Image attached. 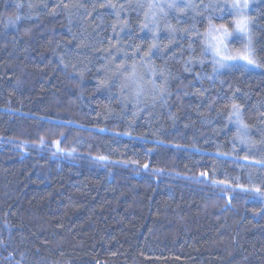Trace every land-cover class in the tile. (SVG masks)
<instances>
[{"label": "trees", "instance_id": "obj_1", "mask_svg": "<svg viewBox=\"0 0 264 264\" xmlns=\"http://www.w3.org/2000/svg\"><path fill=\"white\" fill-rule=\"evenodd\" d=\"M212 5L0 0V264H264V1L254 68Z\"/></svg>", "mask_w": 264, "mask_h": 264}, {"label": "rangeland", "instance_id": "obj_2", "mask_svg": "<svg viewBox=\"0 0 264 264\" xmlns=\"http://www.w3.org/2000/svg\"><path fill=\"white\" fill-rule=\"evenodd\" d=\"M264 0H248V8L243 10V15L247 16L251 23L248 26V34H242L237 32L236 28H235V24L233 27V30H229L228 31L231 33L230 36L223 38V48H227V52H225V55H237L238 53H241L245 50V48L248 45V36L250 35L251 38H253V23H252V19L250 16V11L254 8V6L257 3H260ZM151 3V7H149V11H148V18L147 20H151V15H156L155 12V8H158L160 11H171V9L177 10L178 8H180V6H186L185 8H190V6L192 5V0H150ZM210 3L213 4V8L215 9V14L216 15H222L225 12L230 13L233 15V20L234 22L239 19L241 13L237 12L235 9L231 8V5L234 3V0H210ZM175 4V7H169V5ZM220 29V27H216L211 25L206 32L203 34V41L205 43V54L208 55V57L211 58L212 63L218 68L220 67L217 64V59L218 57H216L213 54L212 51V47L211 45H214L217 43V37H220V32L218 31ZM252 47H253V41H252ZM252 58L255 59L254 56V52L252 54ZM235 62L232 61H228L225 63L224 67H220L223 69H229V68H233V67H239V66H232ZM242 63V62H241ZM247 68H254V66H249Z\"/></svg>", "mask_w": 264, "mask_h": 264}, {"label": "snow or ice", "instance_id": "obj_3", "mask_svg": "<svg viewBox=\"0 0 264 264\" xmlns=\"http://www.w3.org/2000/svg\"><path fill=\"white\" fill-rule=\"evenodd\" d=\"M175 4L169 5V7H175ZM248 0H234V3L231 5L232 9H235L237 12L241 13L239 19H237L234 24L237 32L242 34H248V26L251 23L250 19L243 15V10L248 8ZM220 32V37H217V43L214 45H211L213 54L218 57L217 64L220 67H224L225 63L228 61L235 62L232 66H239L242 68H247L249 66H259L255 59L252 58V54L254 52V49L252 47V38L249 35L248 36V45L245 48V50L241 53H238L237 55H225L224 53L227 52V48H223V38H226L231 35V33L228 31L227 26L221 25L220 29L218 30ZM242 62V63H241ZM245 128L247 126H244ZM147 167V165H145ZM259 191V189H257Z\"/></svg>", "mask_w": 264, "mask_h": 264}]
</instances>
